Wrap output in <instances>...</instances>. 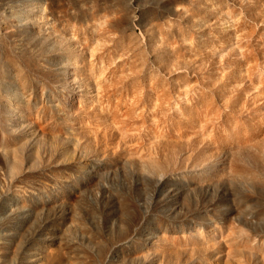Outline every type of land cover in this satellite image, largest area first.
<instances>
[{
  "label": "rangeland",
  "instance_id": "obj_1",
  "mask_svg": "<svg viewBox=\"0 0 264 264\" xmlns=\"http://www.w3.org/2000/svg\"><path fill=\"white\" fill-rule=\"evenodd\" d=\"M0 264H264V0H0Z\"/></svg>",
  "mask_w": 264,
  "mask_h": 264
},
{
  "label": "bare ground",
  "instance_id": "obj_2",
  "mask_svg": "<svg viewBox=\"0 0 264 264\" xmlns=\"http://www.w3.org/2000/svg\"><path fill=\"white\" fill-rule=\"evenodd\" d=\"M18 72L21 74L22 79L25 80V75H23V74L21 73V71H19V70H18ZM25 85H26V82H25Z\"/></svg>",
  "mask_w": 264,
  "mask_h": 264
}]
</instances>
